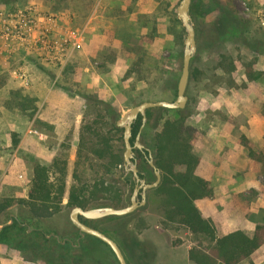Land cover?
<instances>
[{"label": "rangeland", "instance_id": "obj_1", "mask_svg": "<svg viewBox=\"0 0 264 264\" xmlns=\"http://www.w3.org/2000/svg\"><path fill=\"white\" fill-rule=\"evenodd\" d=\"M180 1L0 3V11L7 14L35 9L36 16L44 17L38 33L64 47L60 59L54 60L40 45L26 48L0 38V203L12 201L0 213V264H119L109 246L80 234L70 219L72 208L31 220L21 202L28 199L35 164L50 166L56 158L67 164L64 205L72 186H91L100 178L108 181L102 161L88 149L78 158L83 124L98 121L105 126L113 117L108 105L120 118L145 101L176 100L187 37L177 16ZM216 1L245 28L224 43L211 45L208 32L219 11L212 0L191 3L196 32L191 61L199 73L191 74L186 90L190 114L186 124L193 129L195 174L211 190L196 205L220 235L237 230L252 234L264 224V178L261 165L249 157V148L258 152L264 146V0ZM221 54L234 62L232 73L219 66ZM248 70L259 77L249 79ZM20 101L28 102V108H20ZM149 110L140 143L154 156L157 133L177 115ZM113 145L124 155V145L116 139ZM137 167L156 180L153 168L144 169L141 163ZM57 176L51 173L53 181ZM112 178L116 188L126 191L130 204L133 173L124 164L114 169ZM145 194V205L134 213L97 221L93 227L120 245L128 264H193L188 256L193 237L162 229L164 197L154 189ZM14 219L24 223V230L4 231ZM65 240L71 246L64 250L59 245ZM241 264H264V246Z\"/></svg>", "mask_w": 264, "mask_h": 264}, {"label": "trees", "instance_id": "obj_2", "mask_svg": "<svg viewBox=\"0 0 264 264\" xmlns=\"http://www.w3.org/2000/svg\"><path fill=\"white\" fill-rule=\"evenodd\" d=\"M8 2L10 0H0L2 4ZM194 4L193 2L190 11H193ZM212 4L214 10L219 11V16L213 20L208 32L211 45L224 43L230 37L244 30L245 23L234 18L232 13L218 1L212 0ZM180 45L183 46L182 41H180ZM229 62L230 68L226 66ZM218 63L222 69H226L229 73H232L236 68L234 62L226 54L219 55ZM192 64L193 61H191L190 66V77L191 74L199 73L197 68H192ZM259 75L248 70L249 79L258 78ZM16 93L20 94L19 92ZM86 98L88 101L93 99L92 96H86ZM35 101V99L31 100L32 103ZM19 107L27 109L28 102L20 101ZM33 109L35 111L36 107L34 106ZM154 109L167 113L173 111L177 115L175 119H167L164 122L161 131L156 135L154 144V163L159 168L162 179L160 184L153 189L164 197L160 226L164 230L184 231L193 237V243L190 244L188 250L189 259L193 264H241L247 261L264 246V224L257 225L252 234L237 230L220 235L213 220L204 218L196 205L199 199L209 196L211 190L209 183L195 174L198 159L192 152L193 129L186 124L190 115L189 112L186 108L178 110L153 108L151 110ZM106 110L110 115L113 113V117L105 126L100 127L98 121L83 124L78 158L80 161L84 149H88L102 161L103 168L109 175L108 181L100 178L95 180L91 186H72L69 191L68 202L64 205L63 198L67 187L66 162H61L60 159L56 158L50 166L36 163L28 199L21 202L30 212L29 219L50 218L61 212L63 208L91 209L104 206L122 208L128 205L126 191H122L112 184L114 169L125 164L124 155L115 151L113 145L114 139H116L117 142L125 146L124 129L117 126L119 116L114 109L108 105ZM149 111H147L148 114ZM142 126L143 118L139 116L133 124L132 145L135 144ZM136 151L138 153L137 163H141L144 169H152L149 164L148 151L142 152L138 149ZM249 157L261 165V173L264 178V146L258 152L249 148ZM52 172L58 175L54 181L51 179ZM139 174L141 178L146 179L148 184L155 182V180L148 179L140 171ZM133 182L135 186V181ZM11 206L12 201L10 200L0 203V213ZM121 218L112 216L104 219L118 220ZM104 219L87 220L81 217V221L90 227H93V223ZM13 228L23 231L24 223L14 219L12 224L4 227V231ZM20 243L26 244L23 238H21ZM59 246L65 250L71 245L67 242ZM61 258H65V256Z\"/></svg>", "mask_w": 264, "mask_h": 264}, {"label": "water", "instance_id": "obj_3", "mask_svg": "<svg viewBox=\"0 0 264 264\" xmlns=\"http://www.w3.org/2000/svg\"><path fill=\"white\" fill-rule=\"evenodd\" d=\"M192 0H181L177 9V16L182 21L186 31L187 37L185 41V48L183 53V65L182 72L177 87V98L173 102L167 100L160 101H145L141 104L131 108L124 113L117 121V126L124 129V142H125V153L124 162L125 167L133 173L136 187L130 200V204L122 208H115L112 206L96 207L91 209H83L81 207H75L71 210L70 219L73 225L79 230L82 236L90 235L93 236L110 247L119 264H128L126 257L116 241L110 238L102 231L90 227L81 221V217L87 220H99L107 217H123L134 213L137 209L144 206L146 203V191L149 189L156 188L162 179L159 168L154 163V158L150 150L149 153V164L153 168L156 180L153 183L148 184L146 179L141 178L137 163L135 162V149L144 151V146L140 143L141 130L146 122V114L149 109L153 108H166L169 110L185 109L188 97L186 90L190 80V66L191 60L196 51V32L194 25L191 21L190 6ZM139 116L143 118V126L137 136V140L134 145L131 143L133 124ZM141 193V200H138V196ZM1 229V228H0Z\"/></svg>", "mask_w": 264, "mask_h": 264}, {"label": "built area", "instance_id": "obj_4", "mask_svg": "<svg viewBox=\"0 0 264 264\" xmlns=\"http://www.w3.org/2000/svg\"><path fill=\"white\" fill-rule=\"evenodd\" d=\"M43 20V16H36V10L33 8L10 14L0 11V38L9 44L26 48L40 45V49L52 59L59 60L64 47L57 40L43 38L38 33V23Z\"/></svg>", "mask_w": 264, "mask_h": 264}, {"label": "flooded vegetation", "instance_id": "obj_5", "mask_svg": "<svg viewBox=\"0 0 264 264\" xmlns=\"http://www.w3.org/2000/svg\"><path fill=\"white\" fill-rule=\"evenodd\" d=\"M145 151H146V150H144V151H142V152H145ZM135 162H136V163L138 162V159H137V157H136V154H135ZM135 187H136V182H135ZM135 187H134V190H135ZM134 190H133V192H134ZM139 198H142V197H141V193H140L139 196H138V199H139ZM67 242H68V240H65V241H64V243H67Z\"/></svg>", "mask_w": 264, "mask_h": 264}, {"label": "crops", "instance_id": "obj_6", "mask_svg": "<svg viewBox=\"0 0 264 264\" xmlns=\"http://www.w3.org/2000/svg\"><path fill=\"white\" fill-rule=\"evenodd\" d=\"M53 123V122H52Z\"/></svg>", "mask_w": 264, "mask_h": 264}]
</instances>
